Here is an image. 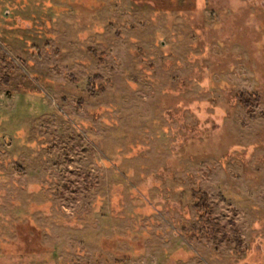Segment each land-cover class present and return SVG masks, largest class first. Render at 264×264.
I'll return each mask as SVG.
<instances>
[{"label":"rangeland","instance_id":"rangeland-1","mask_svg":"<svg viewBox=\"0 0 264 264\" xmlns=\"http://www.w3.org/2000/svg\"><path fill=\"white\" fill-rule=\"evenodd\" d=\"M0 264H264V0H0Z\"/></svg>","mask_w":264,"mask_h":264},{"label":"trees","instance_id":"trees-1","mask_svg":"<svg viewBox=\"0 0 264 264\" xmlns=\"http://www.w3.org/2000/svg\"><path fill=\"white\" fill-rule=\"evenodd\" d=\"M236 99L244 108H248L251 105L255 106L259 103V96L257 94L250 93V92H238L236 94ZM197 193L199 194V198L197 199L196 203L194 204V207L199 212V218L206 219V221H208L212 225H215L218 227V225H219L218 221L215 218L211 217L210 212L208 210L207 195L205 193L199 192L197 190H194L192 195H195ZM203 227H205V229L208 228L207 226H203ZM232 229L235 230V228H232ZM214 239L216 241L218 240L217 238H214ZM239 242H240V239L236 238V243H239Z\"/></svg>","mask_w":264,"mask_h":264}]
</instances>
